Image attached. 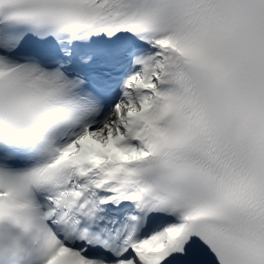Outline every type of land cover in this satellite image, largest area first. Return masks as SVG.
<instances>
[{
  "label": "snow or ice",
  "instance_id": "snow-or-ice-1",
  "mask_svg": "<svg viewBox=\"0 0 264 264\" xmlns=\"http://www.w3.org/2000/svg\"><path fill=\"white\" fill-rule=\"evenodd\" d=\"M0 264H264V0H0Z\"/></svg>",
  "mask_w": 264,
  "mask_h": 264
}]
</instances>
